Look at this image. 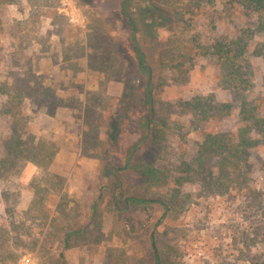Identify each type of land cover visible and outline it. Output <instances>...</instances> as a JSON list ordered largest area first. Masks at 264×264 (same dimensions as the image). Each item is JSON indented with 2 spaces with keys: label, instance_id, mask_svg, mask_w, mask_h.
Listing matches in <instances>:
<instances>
[{
  "label": "rangeland",
  "instance_id": "374dc122",
  "mask_svg": "<svg viewBox=\"0 0 264 264\" xmlns=\"http://www.w3.org/2000/svg\"><path fill=\"white\" fill-rule=\"evenodd\" d=\"M194 1L136 0L158 130L119 173L127 194L167 209L123 218L105 172L140 138L128 106L144 81L119 0H0V264H154L152 236L162 264L264 263V143L245 112L264 118V26L223 0ZM246 29L245 86L188 54L193 34L207 45ZM207 133L256 140L239 182L218 154L185 170ZM138 162L162 177L145 180Z\"/></svg>",
  "mask_w": 264,
  "mask_h": 264
},
{
  "label": "trees",
  "instance_id": "16d2710c",
  "mask_svg": "<svg viewBox=\"0 0 264 264\" xmlns=\"http://www.w3.org/2000/svg\"><path fill=\"white\" fill-rule=\"evenodd\" d=\"M198 1V0H197ZM196 0L192 2V7H196ZM211 1V0H206ZM226 4L237 6L248 13L255 14L258 17L259 27L264 26V0H223ZM136 0H119L118 13L128 28V42L131 47L136 68L144 81V88L140 100L133 99L131 108H139L140 114L137 119V128L140 138L135 141L127 151L122 167H110L105 172L109 178L108 190L111 193V202L120 217L126 218L132 210H144L148 205L157 203L162 205L165 210L167 206L160 200L141 197L135 194H127L125 191V183L119 172H124L129 168L133 155L137 150L145 145L149 139H155L157 136V113L155 102V69L145 50L142 48L139 36L143 28H146L145 18L140 15L138 17ZM246 30L237 32L232 36H219L211 44L203 45L197 39L198 35L190 36L189 42L192 49L198 55H205L213 58L224 72L223 80L231 84L233 87L245 86L248 79L243 71L242 54L247 50ZM186 55V54H185ZM127 105V104H126ZM245 107V106H244ZM247 107V106H246ZM246 115L252 121V125L261 134L264 143V118L257 116L251 107L245 109ZM252 126V127H253ZM254 140L249 135L242 133L241 140L238 144L231 141L222 134L207 133L193 163H185V170L189 172L192 169L203 170L205 166V158L221 155V173L229 174L232 180L240 181L241 163L246 157V148L252 145ZM226 153V154H225ZM134 171L139 172L147 181H157L162 177V173L156 167H143L140 162L135 164ZM70 235L67 233L66 238ZM151 247L153 251L154 264H162L161 255L156 247L153 236L151 237ZM264 264V263H260Z\"/></svg>",
  "mask_w": 264,
  "mask_h": 264
}]
</instances>
